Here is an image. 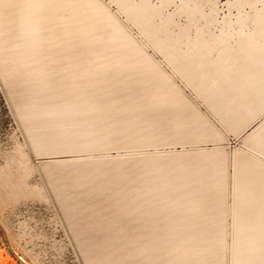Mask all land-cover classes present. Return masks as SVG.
<instances>
[{
  "label": "rangeland",
  "instance_id": "1",
  "mask_svg": "<svg viewBox=\"0 0 264 264\" xmlns=\"http://www.w3.org/2000/svg\"><path fill=\"white\" fill-rule=\"evenodd\" d=\"M262 10L264 0H0V264H264V168H235L256 156L245 141L264 139V115L235 134L170 64ZM195 112L216 137L195 139L183 124ZM188 152L222 159L209 169L223 193L212 198L209 180L203 198L187 187L200 168L171 155ZM239 223L262 236L236 238Z\"/></svg>",
  "mask_w": 264,
  "mask_h": 264
},
{
  "label": "crops",
  "instance_id": "2",
  "mask_svg": "<svg viewBox=\"0 0 264 264\" xmlns=\"http://www.w3.org/2000/svg\"><path fill=\"white\" fill-rule=\"evenodd\" d=\"M236 7L240 8L241 6ZM246 21L248 23H245ZM236 22L238 23L236 32H230L229 27L225 26L217 36L201 38V40L196 38V40H200V42L198 41L200 45L195 44L197 43L195 41L191 48L186 46L185 53H179L182 57L184 54L182 59L180 58L172 63L169 62L173 69L177 70L185 80L186 85L191 86L206 101L208 107L219 118L220 122L227 125L235 134H240L255 120L261 119L264 115V10L254 14L246 13ZM246 24L251 25L250 29L246 28ZM185 75H189V79ZM168 90L173 100L170 106H176L179 99L178 97L174 98V87L171 85ZM196 117L203 119L195 112L193 120L183 123L191 132L198 133L197 138H194L198 140L216 137L212 127L206 126L205 123L207 122L205 120L198 121ZM260 123L264 125V119ZM254 129L251 126L246 131H253ZM245 143L256 153V156H247L244 159L247 161L236 159L235 168H264V163L258 157L264 156V139L258 144L250 140L245 141ZM171 156L189 158L193 168H200L198 170L200 180L197 183L194 180L188 182L187 187L190 189V185H193L192 190L200 189L199 193L202 198L206 189L210 192L213 190L211 196L214 195L215 188L221 189L222 193L224 192L221 171L209 169L223 168L221 158L203 152H188ZM203 176L206 177L201 179ZM207 180L211 182V185L208 184L210 188L201 189L203 184L208 182ZM216 180L219 181L216 183ZM239 194V202L246 199L247 193L245 191L243 194L239 191ZM212 198L214 197L212 196ZM215 204L217 205L216 202ZM219 210L216 209L215 212ZM238 219L241 221L246 220L244 217ZM172 220L175 219L172 218ZM189 225L191 224L189 223ZM243 225L246 227L241 229ZM254 227L256 226L251 224L239 223L235 225L234 229L239 230L235 234L236 238L240 232L262 236L249 232Z\"/></svg>",
  "mask_w": 264,
  "mask_h": 264
},
{
  "label": "bare ground",
  "instance_id": "3",
  "mask_svg": "<svg viewBox=\"0 0 264 264\" xmlns=\"http://www.w3.org/2000/svg\"><path fill=\"white\" fill-rule=\"evenodd\" d=\"M244 237H245V235H244ZM249 238H250V237H249ZM236 250H237V249H236ZM237 261H238V260H236V262H237ZM236 262H235V263H236Z\"/></svg>",
  "mask_w": 264,
  "mask_h": 264
}]
</instances>
